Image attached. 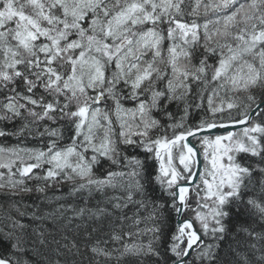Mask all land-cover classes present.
<instances>
[{
  "label": "snow or ice",
  "instance_id": "1",
  "mask_svg": "<svg viewBox=\"0 0 264 264\" xmlns=\"http://www.w3.org/2000/svg\"><path fill=\"white\" fill-rule=\"evenodd\" d=\"M183 3L0 0V137L46 139L0 146V264H264V0H212L203 24ZM228 124L244 127L202 137L201 162L188 137Z\"/></svg>",
  "mask_w": 264,
  "mask_h": 264
},
{
  "label": "trees",
  "instance_id": "2",
  "mask_svg": "<svg viewBox=\"0 0 264 264\" xmlns=\"http://www.w3.org/2000/svg\"><path fill=\"white\" fill-rule=\"evenodd\" d=\"M196 0H190V1H187V0H184V3L181 5L182 7V10L184 12V17H183V20L182 22H189L191 19H196V22L199 23V24H203L205 22V18L208 16V20H214L216 17H217V13L215 11H211L209 14L205 15L203 12H200L199 15H197L196 17H192L191 15H189L192 11H193V8L196 7L195 4H192L194 3ZM198 10V9H197ZM177 18H180V17H177ZM203 20V21H201ZM146 27V26H145ZM161 27H165L166 28V25H161ZM214 28H212V24H209V31L211 32ZM200 44L202 45L203 42H204V35H203V30L201 29L200 30ZM167 40V39H165ZM164 48L167 49L168 47V44L166 41H164V44H163ZM200 51L202 52L203 51V48H200ZM166 54V53H165ZM0 57H2V53H0ZM251 59V58H249ZM195 62V61H194ZM211 62V61H210ZM211 94V88H209V91H206L204 93V104L206 106L207 104V97ZM242 95L241 93H225L224 91H221L219 93L218 96H215L213 97L214 99V103L216 104H219L220 103V100H221V97H223L225 100H228L230 97H235V96H240ZM188 99L191 101L192 100V95L190 94ZM196 102H199V101H196ZM111 104V101H109V105ZM101 107H104L103 105H101ZM124 107H134V104L131 103V102H125L124 103ZM173 110V113H174V116L176 117V119L178 120L179 117L181 115H183L182 111H178L176 110L175 108L172 109ZM233 116L235 117L236 116V113H237V109H232L231 110ZM153 115H156L155 113H153ZM201 115V112L197 111V112H194L187 120L186 122V127L187 126H190V125H195L197 123H199V117ZM158 118V117H157ZM224 119L225 121L228 120V114L227 112H225L224 114ZM113 123L115 124V117H113ZM116 126V131L118 132L119 131V127L118 125H114ZM181 129H177V131H180ZM236 133H239L236 132ZM156 134V133H155ZM153 134V135H155ZM169 136L171 135V131H169ZM199 140L200 139H197V144L198 146L201 148V145L199 143ZM69 143V141L67 139H65L64 141L61 142L60 146H63V144H67ZM19 146L21 148H32V149H36V148H42V147H45L46 146V139L42 142L40 139H32V138H29V139H24L23 137L21 138H15V137H7V138H3V137H0V146L4 147V148H9V147H15V146ZM202 150V148H201ZM6 155H5V159H6ZM31 162V161H29ZM20 162L17 161V164L16 166L13 167V172H15L16 170V167L19 166ZM45 167H47V165H45ZM109 169H114V166H111L107 161H102V164L101 165H98L96 166L93 171L95 173V176L97 178H103L105 175H106V172L109 170ZM0 171L2 172H7L6 169H0ZM40 170L39 169H35L34 172H39ZM5 179H7V176H5ZM36 184V181L35 180H32L30 181V185H35ZM69 188H70V185L69 184H63L60 186V191L57 192L55 188H52V189H49V192L48 194L49 195H52L53 193L57 194V195H60V194H67L68 191H69ZM107 195H113V194H119L118 192H113L112 190H106V193ZM190 194H192L190 192ZM23 196V201L22 203L23 204H31L33 203L34 200H36V195L33 193V194H21ZM191 195L189 196V205L191 206V203L193 202L192 201V197ZM17 199H19V197H17ZM101 199V194L100 193H96L94 194V199L92 200H89L88 202V206L89 207H93L95 205V202L96 200H99ZM194 200V199H193ZM68 202L69 203H73V202H76V203H82L81 201H79V198L78 196L76 197H71V198H68ZM9 203H11V201H8L6 200L3 196H0V216L3 215V210L8 208V205ZM196 205V203H195ZM129 215H131V212L128 213ZM147 213L146 212H141V217L145 216ZM184 217H191L193 218L192 214H190L189 211H186L185 214H184ZM149 224L150 226V222H147V221H142V223L139 225V227L143 228L145 226V224ZM175 226H176V214L175 213H167V227L168 229L171 231L172 228H173V232H175ZM198 228H199V225L197 224ZM106 239V237H105Z\"/></svg>",
  "mask_w": 264,
  "mask_h": 264
},
{
  "label": "water",
  "instance_id": "3",
  "mask_svg": "<svg viewBox=\"0 0 264 264\" xmlns=\"http://www.w3.org/2000/svg\"><path fill=\"white\" fill-rule=\"evenodd\" d=\"M244 126L243 125H231V124H228L227 126L225 127H217V128H214V129H210V130H207L205 132H200V133H197V138L199 137H202V136H215V135H228L229 132H235V131H238L240 130L241 128H243ZM196 138H193V137H188V141L189 143L191 144H194L197 148H199L196 144V141H195ZM200 149V148H199ZM197 158L203 162V157L201 155V150L200 152H198L197 154ZM186 219H192L190 217H187V218H184L183 217H177L176 216V224L178 223V221L180 220H186ZM194 227L198 228L197 225L195 224Z\"/></svg>",
  "mask_w": 264,
  "mask_h": 264
},
{
  "label": "rangeland",
  "instance_id": "4",
  "mask_svg": "<svg viewBox=\"0 0 264 264\" xmlns=\"http://www.w3.org/2000/svg\"><path fill=\"white\" fill-rule=\"evenodd\" d=\"M187 1H190V0H187ZM212 2V0H200V3H201V6L198 8V13L200 14V12H203L204 14H205V10H204V7H203V5L204 4H209V3H211ZM192 4H195L196 5V1L194 2V3H192ZM211 11H213L211 8L207 11V13L205 14V15H207V14H209ZM198 14V15H199ZM216 19V18H215ZM201 21H203V20H201ZM204 22V21H203ZM215 27H217V25H215V24H212V28H215ZM125 108H127V107H125ZM202 137H204V136H202ZM201 137V138H202ZM209 137V136H208ZM224 137H227V136H224ZM200 137L198 138V139H200L199 140V143H200V145H201V148H202V151H203V147H202V139H201ZM210 139H215V137H209ZM222 143H227V141H222ZM176 149H174L173 150V156L175 157V155H176ZM208 151L211 153V151H212V149L211 148H209L208 149ZM191 195V197H192V203H191V206H190V208H189V212H190V214H192V216H193V218H194V212L192 211V209H195L196 208V205H195V197L192 195V194H190L189 193V196ZM190 197V198H191ZM194 199V200H193ZM191 218V217H190ZM192 218V219H193Z\"/></svg>",
  "mask_w": 264,
  "mask_h": 264
},
{
  "label": "bare ground",
  "instance_id": "5",
  "mask_svg": "<svg viewBox=\"0 0 264 264\" xmlns=\"http://www.w3.org/2000/svg\"><path fill=\"white\" fill-rule=\"evenodd\" d=\"M208 20V16L205 18V21L204 22H206ZM146 27H148V25H145ZM144 26V27H145ZM145 27V28H146ZM166 42H167V44L169 45V43H170V41H168V40H165ZM151 54L149 53V56H150ZM129 108H131V107H129ZM137 120H138V118H137ZM115 125V124H114ZM114 127H116V126H114ZM153 134H155V132L153 133ZM30 183V182H29ZM176 227H177V224H176V226H175V230H176ZM171 232H173V228H172V230H171Z\"/></svg>",
  "mask_w": 264,
  "mask_h": 264
}]
</instances>
